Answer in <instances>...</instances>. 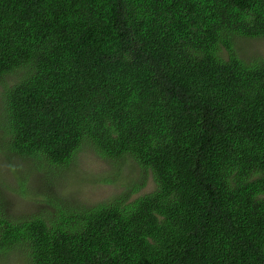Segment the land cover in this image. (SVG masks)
<instances>
[{
  "label": "trees",
  "instance_id": "trees-1",
  "mask_svg": "<svg viewBox=\"0 0 264 264\" xmlns=\"http://www.w3.org/2000/svg\"><path fill=\"white\" fill-rule=\"evenodd\" d=\"M258 39L264 0H0V81L18 78L0 151L65 167L89 146L112 182L117 163L147 174L84 211L0 214V256L264 264V55L242 48Z\"/></svg>",
  "mask_w": 264,
  "mask_h": 264
},
{
  "label": "rangeland",
  "instance_id": "rangeland-1",
  "mask_svg": "<svg viewBox=\"0 0 264 264\" xmlns=\"http://www.w3.org/2000/svg\"><path fill=\"white\" fill-rule=\"evenodd\" d=\"M242 48L246 56H263L264 40L243 44ZM17 81V76L1 80L0 97L4 89ZM38 159L19 158L9 151H0V214L9 221L52 217L58 212L57 207L72 212L84 211L126 189L128 184L124 179H134V183L139 184L141 177L147 176L134 165L117 163L122 180L112 182V162H107L89 146H82L65 167H52ZM153 188L148 176L141 192H151ZM0 264H27L25 250L18 248L0 256Z\"/></svg>",
  "mask_w": 264,
  "mask_h": 264
}]
</instances>
